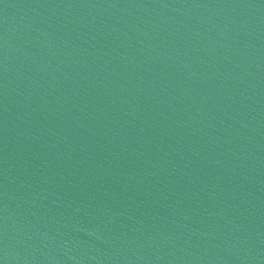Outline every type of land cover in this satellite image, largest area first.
Segmentation results:
<instances>
[{
    "label": "water",
    "instance_id": "obj_1",
    "mask_svg": "<svg viewBox=\"0 0 264 264\" xmlns=\"http://www.w3.org/2000/svg\"><path fill=\"white\" fill-rule=\"evenodd\" d=\"M0 264H264V0H0Z\"/></svg>",
    "mask_w": 264,
    "mask_h": 264
}]
</instances>
